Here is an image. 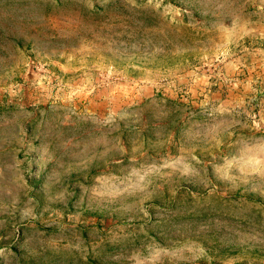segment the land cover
<instances>
[{"label": "rangeland", "instance_id": "obj_1", "mask_svg": "<svg viewBox=\"0 0 264 264\" xmlns=\"http://www.w3.org/2000/svg\"><path fill=\"white\" fill-rule=\"evenodd\" d=\"M0 264H264V0H0Z\"/></svg>", "mask_w": 264, "mask_h": 264}]
</instances>
